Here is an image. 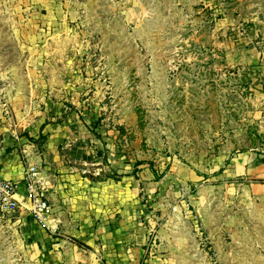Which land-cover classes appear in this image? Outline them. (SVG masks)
Returning <instances> with one entry per match:
<instances>
[{
  "label": "rangeland",
  "instance_id": "1",
  "mask_svg": "<svg viewBox=\"0 0 264 264\" xmlns=\"http://www.w3.org/2000/svg\"><path fill=\"white\" fill-rule=\"evenodd\" d=\"M5 103L85 234L106 203L135 264H264V0H0ZM78 212L0 222V264H95Z\"/></svg>",
  "mask_w": 264,
  "mask_h": 264
},
{
  "label": "crops",
  "instance_id": "2",
  "mask_svg": "<svg viewBox=\"0 0 264 264\" xmlns=\"http://www.w3.org/2000/svg\"><path fill=\"white\" fill-rule=\"evenodd\" d=\"M27 107V111L25 110L19 114L16 113L15 118L18 121L19 127L17 132H19L21 127H27L28 136H32L30 131L33 126L35 129L37 126H43L41 132H44L43 134H50V136L48 135L46 145L48 146V149L51 148V150L55 152V144L56 142H59L57 137H61L63 136V133L67 132V124H64L63 122L62 126L59 125L55 127H53V124L49 123L44 125L43 117H41V121L37 123L29 117L31 108L30 106ZM34 123L37 124V126H35ZM14 134L15 132L9 129L3 119V109L0 104V176L16 180L21 178V174L24 170V162L20 161L21 155H16L15 152L17 153L18 150L23 153L25 152L27 155L31 156V159L33 160L35 151L33 150L34 145L29 143L26 136L19 137ZM9 148H11V150H9ZM37 158L38 157H36V159ZM46 170L51 177L53 171L52 167L48 166ZM63 178L64 176H56L54 182H52L53 184L50 185V189L48 190L51 210L47 217L46 226L49 231L54 233L60 227V224L61 228L64 227V224L66 223L65 213H68V210L79 211L78 213H75L77 219L81 221L79 222V226L77 224L75 229L71 226L66 229V231L75 232L76 234H79V236L81 235L82 238L85 237V243L93 246L92 248H94L96 254L92 253V256L96 255L97 257V260L95 259V264H98L99 261L101 263L105 262L106 264H135L130 259L132 252V248L129 246L132 236L130 231L131 227H127L125 220L123 219L116 222L112 218L115 209H111L108 204L103 203L102 201L105 206L102 205L99 209L101 222L93 233L90 234L87 229L85 234L84 222L88 221L85 211L91 210L92 196L95 195L86 192L78 193L65 191L64 186L66 183H61Z\"/></svg>",
  "mask_w": 264,
  "mask_h": 264
},
{
  "label": "built area",
  "instance_id": "3",
  "mask_svg": "<svg viewBox=\"0 0 264 264\" xmlns=\"http://www.w3.org/2000/svg\"><path fill=\"white\" fill-rule=\"evenodd\" d=\"M3 119L15 127L13 115L6 103L3 104ZM50 185L51 178L46 168L26 155L20 179L0 176V222L25 212L34 221L46 226L51 210Z\"/></svg>",
  "mask_w": 264,
  "mask_h": 264
},
{
  "label": "trees",
  "instance_id": "4",
  "mask_svg": "<svg viewBox=\"0 0 264 264\" xmlns=\"http://www.w3.org/2000/svg\"><path fill=\"white\" fill-rule=\"evenodd\" d=\"M73 242L76 243L78 246H82V243H80V241L73 239Z\"/></svg>",
  "mask_w": 264,
  "mask_h": 264
}]
</instances>
